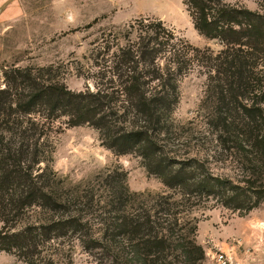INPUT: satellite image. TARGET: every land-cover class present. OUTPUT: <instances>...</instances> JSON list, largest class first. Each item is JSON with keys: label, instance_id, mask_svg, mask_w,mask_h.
Segmentation results:
<instances>
[{"label": "trees", "instance_id": "trees-1", "mask_svg": "<svg viewBox=\"0 0 264 264\" xmlns=\"http://www.w3.org/2000/svg\"><path fill=\"white\" fill-rule=\"evenodd\" d=\"M183 1L195 28L218 40L221 50L196 47L161 20L141 18L123 33H109L125 43H117L103 63L96 90L75 92L29 69L10 70L0 89V250L25 264H68L63 249L75 238L86 249L105 250L101 264H170L174 249L192 252L197 221L191 211L211 201L239 212L261 203L260 164L235 181L216 174L209 159L182 151L188 141L168 124L179 81L201 67L210 93H218L226 108L237 107L233 114L222 107L217 120L211 118L221 130L222 148L261 161V140L248 132L261 130V108L238 98L254 91L260 97L254 64L264 46L261 14L228 0ZM61 116L65 126L93 125L119 154H138L166 190L97 196L93 184L67 188L48 150ZM232 127L239 132L230 136ZM106 179L117 190L108 184L115 177Z\"/></svg>", "mask_w": 264, "mask_h": 264}, {"label": "rangeland", "instance_id": "rangeland-1", "mask_svg": "<svg viewBox=\"0 0 264 264\" xmlns=\"http://www.w3.org/2000/svg\"><path fill=\"white\" fill-rule=\"evenodd\" d=\"M228 2L259 12L264 37V0ZM141 18L161 20L196 47H211L215 52L222 49L218 40L208 39L195 28L183 0H0V89L5 87L10 70L18 68L29 69L33 76L62 83L75 92L88 87L96 90L103 63L112 58L117 43H125L121 35L116 39L109 33H123L129 23ZM261 48V57L254 64V77L261 84L260 97L256 98L255 91L238 97L248 106L255 103L252 106L261 108V130H248L261 140V161L223 149L221 130L211 118L217 120L222 107L223 112L232 109L228 114L237 107L228 103L226 108L218 93H210L205 69L196 67L179 81V100L168 124L182 135L181 141H188L182 151L209 159L216 174L234 181L260 164L261 203L248 212H239L211 201L191 211L190 216L197 221V231L191 236L192 252L187 255L174 249L167 258L170 264H218L216 255L220 252L234 264H264V46ZM66 119L61 116L55 121L58 131L52 133L48 150L50 165L67 188L93 184L97 196L114 195L120 190L156 195L166 190L160 178L147 171L138 154H119L105 144L93 125L65 126L62 123ZM231 130L230 136L239 132L233 127ZM222 134L226 136L224 131ZM109 174L115 181L108 184L113 183L117 190L105 184ZM73 241L63 249L68 254L63 260L68 264H101L108 258L103 249L89 250L78 245L75 238ZM0 264L25 263L14 253L0 250Z\"/></svg>", "mask_w": 264, "mask_h": 264}, {"label": "built area", "instance_id": "built-area-1", "mask_svg": "<svg viewBox=\"0 0 264 264\" xmlns=\"http://www.w3.org/2000/svg\"><path fill=\"white\" fill-rule=\"evenodd\" d=\"M216 261L218 264H234L231 258L224 252H220L216 255Z\"/></svg>", "mask_w": 264, "mask_h": 264}]
</instances>
